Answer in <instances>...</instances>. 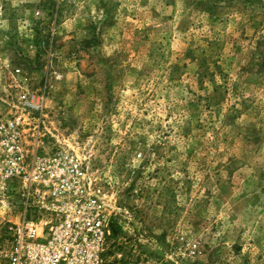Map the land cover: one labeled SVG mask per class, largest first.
Returning a JSON list of instances; mask_svg holds the SVG:
<instances>
[{
  "label": "rangeland",
  "instance_id": "rangeland-1",
  "mask_svg": "<svg viewBox=\"0 0 264 264\" xmlns=\"http://www.w3.org/2000/svg\"><path fill=\"white\" fill-rule=\"evenodd\" d=\"M17 68L127 263L264 264V0H0L3 109Z\"/></svg>",
  "mask_w": 264,
  "mask_h": 264
},
{
  "label": "built area",
  "instance_id": "built-area-1",
  "mask_svg": "<svg viewBox=\"0 0 264 264\" xmlns=\"http://www.w3.org/2000/svg\"><path fill=\"white\" fill-rule=\"evenodd\" d=\"M10 88L0 106V213L7 216L0 264H130L111 250L112 212L86 157L48 145L45 94L19 68Z\"/></svg>",
  "mask_w": 264,
  "mask_h": 264
}]
</instances>
